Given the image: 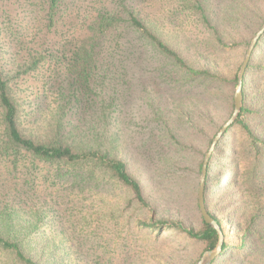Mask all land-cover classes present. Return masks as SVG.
<instances>
[{
    "label": "trees",
    "instance_id": "1",
    "mask_svg": "<svg viewBox=\"0 0 264 264\" xmlns=\"http://www.w3.org/2000/svg\"><path fill=\"white\" fill-rule=\"evenodd\" d=\"M73 1L76 16L67 19L59 16L65 0H0V264L112 263L110 248L103 253L111 243L108 234L118 246L132 229L159 236L177 229L183 235L176 238L214 249L219 235L205 222L198 199L199 229L182 220L155 219L157 210L124 152L115 150L124 141L120 114L134 93L130 87L139 89L146 81L171 88L191 81L232 83L214 69L192 66L170 43L166 37L176 19L183 26L193 9L215 48L234 50L242 42H225L201 0H166L167 8L160 6L155 18L142 15L136 0ZM255 80V96L249 98L247 88ZM255 118L264 123V32L244 74L241 112L208 161L205 205L224 235L211 264L231 259L257 264L259 252L264 259V131L253 125ZM236 126L242 149L224 146ZM230 149L229 157H220L231 167L218 163L229 175L222 182L226 173L211 168L216 151ZM239 155L249 160L242 183ZM215 186L239 187L238 210L231 212L237 244L229 242L223 218L210 208ZM198 187L200 182L199 193Z\"/></svg>",
    "mask_w": 264,
    "mask_h": 264
},
{
    "label": "rangeland",
    "instance_id": "2",
    "mask_svg": "<svg viewBox=\"0 0 264 264\" xmlns=\"http://www.w3.org/2000/svg\"><path fill=\"white\" fill-rule=\"evenodd\" d=\"M201 1L204 10L211 14L213 22L219 27L225 42L239 40L242 42L241 46L234 50L215 48L213 36L202 24L200 14L193 9L192 15L187 17L188 21L184 18V27L176 19L166 38L183 53L189 64L214 69L227 76L232 83L221 86L206 81H191L177 83L178 88H171L166 84L152 87L146 81L147 85H142L143 90L142 86L136 90L130 87L134 93L130 96L127 110L120 114L124 141L115 150L117 155L124 152L123 157L127 160L130 172L139 179L147 199L157 210L155 219L167 218L174 222L182 220L185 226L196 229L202 226L197 205V186L201 180L200 163L204 161L217 132L233 113L234 93L238 84V80L233 84L234 73L244 60L250 45L249 39L251 42L264 24V0ZM74 3L73 0H65L66 12L62 8L65 13L60 11L59 16L65 14L67 19L76 16ZM135 6L146 18H155L159 14L158 8L160 11L161 6L164 11L168 5L166 0H136ZM78 22H81L80 19ZM176 77L182 78L179 75ZM255 86L256 80L254 85L250 88L248 86L249 98L255 96ZM123 90H126V86ZM252 123L264 131V123H256V118L252 119ZM238 127L227 136L225 147L242 149L245 146ZM215 147L212 153L215 152ZM232 149L226 153L220 152L221 148L216 151L219 158L213 162L212 172L226 173L227 169L222 166L218 168V163L222 162L229 169L231 165L224 163L227 159L223 154L229 157ZM238 161L242 162V183L247 170L243 163L249 160L239 155ZM228 176L226 173L222 182ZM211 183L215 184L213 178ZM214 188L208 195L210 208L223 218L229 232V242L237 244L236 223L232 217L238 210L234 198L238 196L239 187ZM245 195L243 191V197ZM146 231L144 233L139 229H132L126 238L120 240L118 246L113 241V236L108 234L111 243L107 248L103 247L104 254L110 248L108 255L112 256L113 261L108 264H193L195 261L198 264L205 252V244L200 241L186 237L176 238L183 235L177 229L160 236L154 231ZM156 236L160 240L157 244H152ZM118 254H121L122 261ZM256 261L257 264H264L262 253L256 254ZM224 264H238V260L231 259Z\"/></svg>",
    "mask_w": 264,
    "mask_h": 264
},
{
    "label": "water",
    "instance_id": "3",
    "mask_svg": "<svg viewBox=\"0 0 264 264\" xmlns=\"http://www.w3.org/2000/svg\"><path fill=\"white\" fill-rule=\"evenodd\" d=\"M264 32V24L261 26V28L256 32L254 37L252 38L250 45L246 51L244 60L240 66L239 73H238V84L235 89L234 93V110L231 115V117L222 125L220 130L217 132L216 136L214 137L213 143L207 152L203 166H202V173H201V180H200V187H199V193H198V201H199V208L201 211V214L205 220L206 223H208L210 226H212L219 235V240L216 245V247L212 250H206L201 259L199 260L198 264H211L212 260L220 253L222 249V243L224 240V235L221 229V226L217 222V220L208 212L205 200H204V187H205V179H206V172H207V166L208 161L210 159V156L212 154V151L214 147L216 146L218 140L225 134L227 129L231 127L234 122L236 121L237 117L239 116L242 105H243V79L244 74L246 71V68L250 62L252 51L258 41V38L261 36V34Z\"/></svg>",
    "mask_w": 264,
    "mask_h": 264
}]
</instances>
